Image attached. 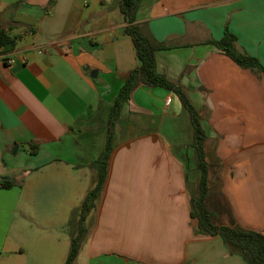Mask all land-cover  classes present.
Here are the masks:
<instances>
[{
    "label": "crops",
    "instance_id": "0c3cea01",
    "mask_svg": "<svg viewBox=\"0 0 264 264\" xmlns=\"http://www.w3.org/2000/svg\"><path fill=\"white\" fill-rule=\"evenodd\" d=\"M0 20L18 38L0 51V264H65L103 152L85 136L140 61L119 0H0ZM137 22L162 46L158 71L200 112L211 190L264 233V74L209 43L227 29L264 67V0H141ZM114 135L73 264H248L191 217L201 171L176 93L138 86Z\"/></svg>",
    "mask_w": 264,
    "mask_h": 264
},
{
    "label": "trees",
    "instance_id": "16d2710c",
    "mask_svg": "<svg viewBox=\"0 0 264 264\" xmlns=\"http://www.w3.org/2000/svg\"><path fill=\"white\" fill-rule=\"evenodd\" d=\"M121 12L127 19L125 33L134 43L140 66L132 70L125 78L123 86L110 107L107 123V141L104 151L97 160L98 175L94 186L88 191L79 207V218L76 233L72 238L70 252L65 264H73L85 238L84 221L88 214L96 207L107 180L109 162L114 148V127L123 106L130 100L131 94L138 86L149 88L163 87L176 93L191 116L194 127V141L198 155V168L201 171L199 190L191 196V217L198 222V230L202 235L220 236L231 253L241 255L248 264H264V233L247 229L236 222L231 208H228L229 223L219 224L215 220V212L207 205L213 191L209 186L210 164L206 158L205 141L207 134L201 123L200 112L191 103L182 87L171 81L166 74L157 69V51L161 44L154 38L145 24L137 22V13L141 7V0H119ZM18 38L11 36L0 20V51L11 52L17 45ZM223 54L229 56L238 65L264 74V67L257 58L249 55L238 44L237 37L229 30L219 40H209ZM38 146H34L31 153H37ZM11 180H3L2 186L9 188Z\"/></svg>",
    "mask_w": 264,
    "mask_h": 264
},
{
    "label": "rangeland",
    "instance_id": "374dc122",
    "mask_svg": "<svg viewBox=\"0 0 264 264\" xmlns=\"http://www.w3.org/2000/svg\"><path fill=\"white\" fill-rule=\"evenodd\" d=\"M97 121H95L94 125H97ZM91 126V125H90ZM107 123L100 121V127L98 128V131L96 132H88L85 136L88 140L86 143H88V146H91L93 144L94 147L97 146V148H100V153L104 151L107 141ZM115 138V135L113 136ZM82 141H84L83 138H81ZM216 187V186H215ZM213 195L211 199L207 201V205L210 209H212L216 213L217 223L225 221L227 219L228 215V209L227 207L222 204V198L219 195L218 190H214L213 187Z\"/></svg>",
    "mask_w": 264,
    "mask_h": 264
},
{
    "label": "water",
    "instance_id": "95a60500",
    "mask_svg": "<svg viewBox=\"0 0 264 264\" xmlns=\"http://www.w3.org/2000/svg\"><path fill=\"white\" fill-rule=\"evenodd\" d=\"M6 179H7V180L10 179V176H6Z\"/></svg>",
    "mask_w": 264,
    "mask_h": 264
},
{
    "label": "built area",
    "instance_id": "2783aa9c",
    "mask_svg": "<svg viewBox=\"0 0 264 264\" xmlns=\"http://www.w3.org/2000/svg\"><path fill=\"white\" fill-rule=\"evenodd\" d=\"M167 101L170 102V99H168Z\"/></svg>",
    "mask_w": 264,
    "mask_h": 264
}]
</instances>
